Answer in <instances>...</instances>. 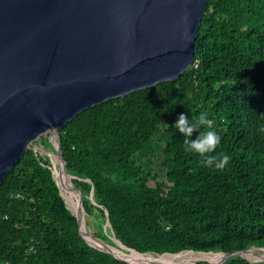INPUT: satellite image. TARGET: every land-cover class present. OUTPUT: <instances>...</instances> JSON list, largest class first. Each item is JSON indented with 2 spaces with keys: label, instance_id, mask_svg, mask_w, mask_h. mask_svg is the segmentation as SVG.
I'll use <instances>...</instances> for the list:
<instances>
[{
  "label": "trees",
  "instance_id": "obj_1",
  "mask_svg": "<svg viewBox=\"0 0 264 264\" xmlns=\"http://www.w3.org/2000/svg\"><path fill=\"white\" fill-rule=\"evenodd\" d=\"M198 31L179 78L88 107L56 132L86 224L111 244L159 254L264 247V0H207ZM201 111L221 136L214 155L230 156L223 168L185 151L171 126ZM49 165L28 148L0 185V264H127L80 235Z\"/></svg>",
  "mask_w": 264,
  "mask_h": 264
},
{
  "label": "water",
  "instance_id": "obj_2",
  "mask_svg": "<svg viewBox=\"0 0 264 264\" xmlns=\"http://www.w3.org/2000/svg\"><path fill=\"white\" fill-rule=\"evenodd\" d=\"M206 4L207 0H0V185L31 148L49 158L59 193L90 246L127 264L134 263L119 253L162 256L191 251L221 253L215 264L233 256L258 262L242 253L264 247L159 254L132 250L115 238L111 244L92 234L56 133L88 107L179 78L195 60ZM41 136L52 148L40 141ZM38 141L40 150L32 147ZM53 155L69 181L77 211L68 206L54 175Z\"/></svg>",
  "mask_w": 264,
  "mask_h": 264
},
{
  "label": "clouds",
  "instance_id": "obj_3",
  "mask_svg": "<svg viewBox=\"0 0 264 264\" xmlns=\"http://www.w3.org/2000/svg\"><path fill=\"white\" fill-rule=\"evenodd\" d=\"M213 124L214 121L209 117V113L201 111L195 118H190L187 113L181 112L171 126L183 135L185 151L199 154L206 166L223 168L228 164L230 156L224 154L217 158L214 155L221 143V136ZM194 132L195 136H193Z\"/></svg>",
  "mask_w": 264,
  "mask_h": 264
},
{
  "label": "rangeland",
  "instance_id": "obj_4",
  "mask_svg": "<svg viewBox=\"0 0 264 264\" xmlns=\"http://www.w3.org/2000/svg\"><path fill=\"white\" fill-rule=\"evenodd\" d=\"M158 135H159V132L156 133V136L157 137H158ZM40 141L43 142L42 140H40ZM157 144H156V146H157ZM32 147L36 148L37 150H40V148H39V141L38 142H35L34 144H32ZM49 147H51V145ZM49 150H50V148H49ZM42 153H44V152H42ZM157 153H158V151H155V157L158 158ZM43 155L46 156L45 154H43ZM52 162H53V157H52ZM155 164H156V162H155ZM66 201H67L68 206L69 207L70 206L72 207L71 201L68 199L67 196H66ZM87 220L89 221V220H92V219L91 218H87ZM87 228L89 229V231L92 234H94V228L92 227L91 224H89V226H87ZM122 254H124V253L122 252ZM242 254L244 256H247L251 260H257V261H259L260 259L264 258V250H256V251L255 250H252L251 252L246 251V252H243ZM145 256L147 258H150L149 260L156 259V258L160 257V256H153L152 254H146ZM221 258H222V256L194 255V254H187L186 252H184V253L180 254V258L175 259L172 262L164 263V264H202V263H204V264H215ZM153 261H155V260H153ZM204 261H206V262H204ZM155 262H159V261H155Z\"/></svg>",
  "mask_w": 264,
  "mask_h": 264
},
{
  "label": "bare ground",
  "instance_id": "obj_5",
  "mask_svg": "<svg viewBox=\"0 0 264 264\" xmlns=\"http://www.w3.org/2000/svg\"><path fill=\"white\" fill-rule=\"evenodd\" d=\"M52 153V152H51ZM53 154V153H52ZM53 157V164L55 167H53L54 169V175L56 177V179L58 180V183L61 187V189L63 190V192H65L67 194L68 199L71 201L72 204V208L74 211H77V202L74 201V199L72 198L71 194L69 193V189L67 187L65 178L61 175L60 171L57 168V158L56 156H52ZM186 252L187 254H194V255H211V256H222L221 253H195V252H191V251H183L177 254H169V255H162L156 259H151L147 258L145 255L146 254H138L135 256H131V255H126V254H122L119 253V255H121L122 257L128 259L131 263H137V264H164V263H169L172 262L175 259L180 258V254ZM144 259V260H143ZM159 261V262H155V261Z\"/></svg>",
  "mask_w": 264,
  "mask_h": 264
}]
</instances>
